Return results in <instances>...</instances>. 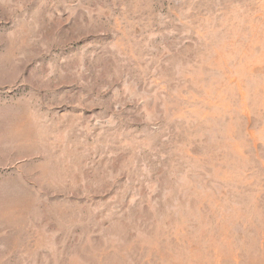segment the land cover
<instances>
[{
	"label": "rangeland",
	"instance_id": "1",
	"mask_svg": "<svg viewBox=\"0 0 264 264\" xmlns=\"http://www.w3.org/2000/svg\"><path fill=\"white\" fill-rule=\"evenodd\" d=\"M0 264H264V0H0Z\"/></svg>",
	"mask_w": 264,
	"mask_h": 264
}]
</instances>
